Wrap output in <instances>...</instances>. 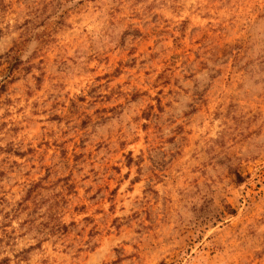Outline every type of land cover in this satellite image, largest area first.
I'll use <instances>...</instances> for the list:
<instances>
[{"label": "rangeland", "instance_id": "1", "mask_svg": "<svg viewBox=\"0 0 264 264\" xmlns=\"http://www.w3.org/2000/svg\"><path fill=\"white\" fill-rule=\"evenodd\" d=\"M0 264H264V0H0Z\"/></svg>", "mask_w": 264, "mask_h": 264}]
</instances>
